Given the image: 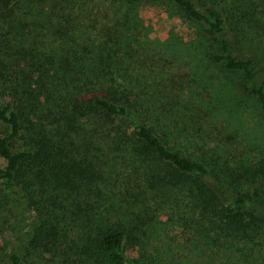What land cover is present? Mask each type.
<instances>
[{
    "label": "trees",
    "instance_id": "obj_1",
    "mask_svg": "<svg viewBox=\"0 0 264 264\" xmlns=\"http://www.w3.org/2000/svg\"><path fill=\"white\" fill-rule=\"evenodd\" d=\"M160 1L188 39L151 38L143 0H0L10 264H264V117L240 116L264 114V0Z\"/></svg>",
    "mask_w": 264,
    "mask_h": 264
},
{
    "label": "rangeland",
    "instance_id": "obj_2",
    "mask_svg": "<svg viewBox=\"0 0 264 264\" xmlns=\"http://www.w3.org/2000/svg\"><path fill=\"white\" fill-rule=\"evenodd\" d=\"M143 7L141 10V16L146 24L149 25L150 32L149 36L151 38H158L159 40H165L169 37V35H174L177 37L184 38V40L188 39L189 36L194 31L195 26L191 22H184L182 21L177 15L172 13L171 8L165 1L160 0H143ZM204 90H199V93L201 94L202 98L205 100V98L208 96V94ZM182 100H186L187 97H184L181 95L180 97ZM199 97H195V103L196 99ZM199 101V99H198ZM247 104V103H244ZM241 104L240 108V116L243 117V119H246L249 115H258V117H264V114L260 111H256L255 107L251 105L249 102L246 105V107L243 109V105ZM205 111V110H204ZM213 111V110H212ZM212 112L208 115H204V119L197 122V125L202 126L199 129V133L202 132V128H206L207 132L205 136L208 134L211 137H225L228 132L231 130V126L233 123L230 124L231 117L227 114H218L216 113V116H212ZM257 121V118L255 117L250 119V125L254 128H250L249 131L254 134H259V131H262L259 126H257L255 123ZM247 124V123H246ZM248 125V124H247ZM244 130V129H243ZM224 131H226V134H222ZM264 131V130H263ZM222 132V133H221ZM214 140V139H212ZM19 145L16 143L14 150H18ZM9 239L5 238L4 241H2V238H0V264H10L8 261V254L10 252V247L12 246V242L8 241ZM5 242V243H4ZM135 253L132 252V255ZM27 260L31 261L32 264H62L61 259H56L55 257H52L50 254H42V255H29L27 256ZM22 264H26V262H22Z\"/></svg>",
    "mask_w": 264,
    "mask_h": 264
}]
</instances>
